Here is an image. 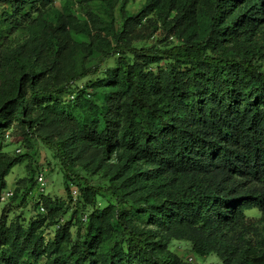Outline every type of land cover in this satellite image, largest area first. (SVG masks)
Returning a JSON list of instances; mask_svg holds the SVG:
<instances>
[{
    "label": "trees",
    "instance_id": "trees-1",
    "mask_svg": "<svg viewBox=\"0 0 264 264\" xmlns=\"http://www.w3.org/2000/svg\"><path fill=\"white\" fill-rule=\"evenodd\" d=\"M37 141L0 264H264V0H0V202Z\"/></svg>",
    "mask_w": 264,
    "mask_h": 264
},
{
    "label": "rangeland",
    "instance_id": "rangeland-1",
    "mask_svg": "<svg viewBox=\"0 0 264 264\" xmlns=\"http://www.w3.org/2000/svg\"><path fill=\"white\" fill-rule=\"evenodd\" d=\"M162 64L163 65L161 67L164 66V63ZM18 148H20L19 150L21 154L30 151L31 156L27 158L22 165L16 166L11 170L9 175L6 177L7 188L3 192V194L8 191L13 192L19 180L27 179L29 177L27 165L29 161H32L34 169H38L39 173L43 175V179L46 182L45 187L41 191L43 195L50 197L53 200H65V202L70 205L69 213L65 217V219H68L75 206L74 204L71 205L67 198L63 178L64 170L59 161L55 160L49 153V151L38 141L36 142V146L34 147L35 155L31 152V149H28L25 145H17L15 147H10L9 151L10 153H14V151L17 152ZM37 172H35L34 175L36 179L37 176H39ZM82 176L87 177L85 176V174H82ZM91 184H95V181H92ZM99 185L103 186V183L101 182L97 186ZM35 204L36 201L34 200H28L24 203H20V200H17L16 202L12 200H1L0 214L7 210L8 222H14V220H16V218L20 216L24 220L25 224H27L32 219V217L37 215V211L35 210ZM248 215L253 217L255 216V213L249 212ZM171 248L172 251L178 256L185 258L186 260L191 259V262H189L191 264H221L220 261L214 256H210L204 259L194 257L192 255L189 245L185 243L173 242Z\"/></svg>",
    "mask_w": 264,
    "mask_h": 264
},
{
    "label": "built area",
    "instance_id": "built-area-1",
    "mask_svg": "<svg viewBox=\"0 0 264 264\" xmlns=\"http://www.w3.org/2000/svg\"><path fill=\"white\" fill-rule=\"evenodd\" d=\"M17 152H19V151H17ZM37 183H38V185L40 187V191H42V189L46 185V182L43 179V175L42 174H39V176H37ZM73 196L76 197V192L75 191L73 192ZM11 197H12V191H8V192H6L5 194L2 195L1 200L2 201H6V200H9ZM39 211H40V213H44V208L42 206H40ZM189 261H191V259H189Z\"/></svg>",
    "mask_w": 264,
    "mask_h": 264
}]
</instances>
